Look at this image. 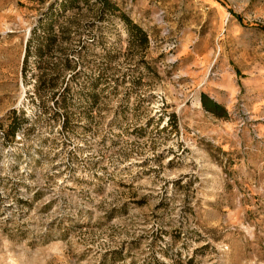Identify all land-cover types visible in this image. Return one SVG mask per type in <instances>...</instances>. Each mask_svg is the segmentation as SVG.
Masks as SVG:
<instances>
[{"label": "rangeland", "instance_id": "1", "mask_svg": "<svg viewBox=\"0 0 264 264\" xmlns=\"http://www.w3.org/2000/svg\"><path fill=\"white\" fill-rule=\"evenodd\" d=\"M116 2L147 49L69 11L50 89L23 55L59 0H0V264H264V0Z\"/></svg>", "mask_w": 264, "mask_h": 264}, {"label": "trees", "instance_id": "2", "mask_svg": "<svg viewBox=\"0 0 264 264\" xmlns=\"http://www.w3.org/2000/svg\"><path fill=\"white\" fill-rule=\"evenodd\" d=\"M59 0L58 12L49 13L48 16L41 18V21L32 29L27 47L25 49V58L23 60L22 73L25 83L28 80V73L33 74V77L38 78V88L47 86L50 89L56 88L60 84V74L65 71H71L74 67L70 64L69 60H63V67L48 68L43 65L44 59H47L51 53L56 57L65 55L63 45L68 44L70 41L71 25L73 21L65 18L69 11H91V13H99L107 20L117 18L122 22L126 28L128 38L131 45L142 46L147 49L149 44V34L138 24L123 13L116 0ZM97 10V11H96ZM107 56V55H106ZM34 57L37 66L31 68L29 62ZM109 57V56H108ZM47 70L54 71L56 76L49 80H44ZM31 71V72H30ZM66 90V89H65ZM56 94L53 95L54 105L64 106L66 103L64 99L59 97L56 100ZM202 103L205 110L216 117H224V108L215 100L206 95L202 96Z\"/></svg>", "mask_w": 264, "mask_h": 264}, {"label": "water", "instance_id": "3", "mask_svg": "<svg viewBox=\"0 0 264 264\" xmlns=\"http://www.w3.org/2000/svg\"><path fill=\"white\" fill-rule=\"evenodd\" d=\"M29 36V35H28ZM26 43H27V41H26ZM25 47H26V44H25ZM24 58H25V53H24V55H23V60H24Z\"/></svg>", "mask_w": 264, "mask_h": 264}]
</instances>
